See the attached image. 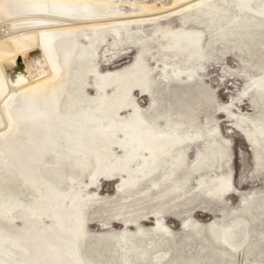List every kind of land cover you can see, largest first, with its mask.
I'll return each instance as SVG.
<instances>
[{
	"label": "bare ground",
	"instance_id": "bare-ground-1",
	"mask_svg": "<svg viewBox=\"0 0 264 264\" xmlns=\"http://www.w3.org/2000/svg\"><path fill=\"white\" fill-rule=\"evenodd\" d=\"M112 1L123 2L0 0V164L14 175L3 178L11 183L0 199L8 215L0 245L10 242L16 264H83L78 242L89 238L95 256L88 264H238L240 254L244 264H264L258 261L264 258V191L243 196L242 206L220 210L205 224L194 209L184 215L192 203L190 176L207 177L215 164L220 171L210 178L208 198L224 204L236 193L223 165L229 142L215 116L204 124L197 109L184 114L187 90L247 124L238 125L240 132L264 152V133L253 130L250 115L234 112V99L218 105L201 74L219 39L248 48L264 29V0H135L131 14L111 11ZM109 36L138 55L103 73L95 55L105 43L113 47ZM150 59L161 63L159 74ZM255 67L264 73L263 65ZM258 90L264 110V84ZM146 96L148 107L140 101ZM199 142L204 149L191 164L187 149ZM118 177L113 195L94 191L102 179ZM167 216L181 219L194 247L184 250ZM90 218L102 232L92 233ZM115 223L120 230L110 229Z\"/></svg>",
	"mask_w": 264,
	"mask_h": 264
},
{
	"label": "rangeland",
	"instance_id": "rangeland-1",
	"mask_svg": "<svg viewBox=\"0 0 264 264\" xmlns=\"http://www.w3.org/2000/svg\"><path fill=\"white\" fill-rule=\"evenodd\" d=\"M129 1L133 2L135 0H123L122 4L118 1H112L110 6L111 11H115L119 8L127 14H131L133 12V8L129 5L131 4ZM151 5H153V2L150 1L145 3L144 6L148 7ZM137 12H142L141 6L137 7ZM174 26L179 27V22L174 21ZM256 35L254 38L247 41L249 46L248 48H244L245 50L242 51L232 48L226 40L219 39L216 45L217 50L215 52V57L206 60L207 65L205 69L202 70V73L201 71L200 73L203 77L205 76L204 78L209 82V86H211L216 92L215 97L218 105H228V103H231L234 99V104L237 106H233V111L238 115H250L253 123L250 122L249 124L253 130L264 133V110L262 108L263 99L259 98L258 95V87H261L264 84V73L261 70H257V67L254 68V66L257 65L264 66V29H260ZM109 40L113 47L106 46L105 43L99 48L97 54L95 55L96 64L99 70L103 73L124 68L135 60L138 55L136 54L137 50L135 49H128L126 47L125 50L121 49V44H119L117 40L113 39L111 36H109ZM114 54L118 55L113 58ZM155 61L156 60L150 59L147 62L150 66L154 63L153 67L155 69V75H157L159 74L158 68L161 63L157 62V64ZM90 76V79L88 78L87 89L88 92H90L89 94L93 95V91L96 90L95 81L93 74ZM253 81H255V83H253ZM114 89L115 86L109 91L112 95H114ZM139 95V97H144L142 93ZM146 98L148 101L147 99L140 101L142 106L147 105L148 107L150 105V98L147 96ZM191 107L197 109L196 113L199 115L200 121L202 120L204 124H206L209 118L215 116L218 124L217 128L220 132L219 135L227 139L229 142L227 154L223 161L224 172L226 171L227 173H232L231 176L236 188V193L232 191L231 194L227 196L228 201L223 204L209 199L206 191L214 188V184L210 181V178L215 177L214 175L219 173L220 169L217 168V164L207 170V177H203L200 174L190 176V181L187 183V186L189 193H191L189 198L192 200V203L187 205V207L184 206V215L187 214V210L191 211L194 209L193 212L190 213H193L196 220L200 223L205 224L213 220L217 214H221L220 210H228V212L231 213L232 209H236L239 205L242 206L243 203L240 199L243 196H248L252 193L253 195H256L264 191V152H261L259 147L257 148L251 144L246 137L243 136V133L240 132L238 125L247 126V124L240 121L238 123L236 118L228 116L224 111H220L217 107H212L211 103L200 96L196 90H187L184 94V114H188ZM216 109H218L217 112ZM191 120L192 119L189 117L188 121ZM64 146H66V144H64ZM203 149L204 145L201 142L191 144L187 149V159H189L187 162H190L191 164L195 163ZM54 160L56 161V158L52 154H48L46 156V161L49 164L54 163ZM47 168L49 167H46L45 169ZM6 172L7 171L4 166L0 164V199H3V197L7 195V190L11 183V181L6 179L3 180V178L8 175ZM204 179H206V183L200 185ZM14 183L20 186V182L15 181ZM120 184L121 179L119 177L110 181L109 179H102V181H100L98 185L94 186L93 189L96 193L101 194L104 197H108L113 195L114 191H117ZM7 216V213L0 211V225H2V228L4 229L7 228L4 226ZM99 216L100 215L96 213V218ZM234 217L235 215L228 216L226 221L230 222ZM166 218L169 223V227L175 234H178L179 232L181 235L184 234V237L181 235V237H178L179 240L184 242V250L189 249L191 245L194 247L193 241L189 240L185 235V228L181 226V219L174 218L172 216H167ZM185 219L186 217L184 216V220ZM45 224L51 225L48 221H46ZM88 225L92 233L95 234L102 232L104 229L100 226V223L95 221V219L90 218ZM15 226L17 227V230H23L25 227L21 221L19 222V220L15 222ZM146 226L150 225L146 224ZM110 229L118 231L121 229V225L115 223L113 224V227H110ZM89 241H91L90 238L88 240L86 239V242H78L80 259L83 264H88L93 260L92 257L95 256V254H90L89 252ZM10 248H12L10 246V242L8 240H3V243L0 245V264H16L15 259L9 257L8 250ZM100 252L102 257L105 255L108 259V253H106V251L100 250ZM207 256L208 255L204 254V258H207ZM258 261L263 262L264 258H261ZM226 262L230 264L228 261ZM94 263L97 264L96 261ZM202 263L205 264L207 261L204 260ZM238 264H244L242 254L239 256Z\"/></svg>",
	"mask_w": 264,
	"mask_h": 264
},
{
	"label": "water",
	"instance_id": "water-1",
	"mask_svg": "<svg viewBox=\"0 0 264 264\" xmlns=\"http://www.w3.org/2000/svg\"><path fill=\"white\" fill-rule=\"evenodd\" d=\"M19 65L22 66V65H21V61H20Z\"/></svg>",
	"mask_w": 264,
	"mask_h": 264
}]
</instances>
